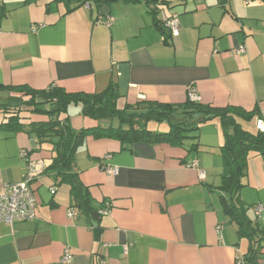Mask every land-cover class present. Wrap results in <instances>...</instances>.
Masks as SVG:
<instances>
[{
    "label": "crops",
    "instance_id": "obj_1",
    "mask_svg": "<svg viewBox=\"0 0 264 264\" xmlns=\"http://www.w3.org/2000/svg\"><path fill=\"white\" fill-rule=\"evenodd\" d=\"M92 6L0 0V85L95 94L113 84L120 108L145 101L183 104L195 89L203 105L247 112L258 107L264 116V0ZM155 9L179 17L178 37L156 25ZM108 16L114 17L110 27ZM241 45L246 52L236 56ZM2 93L4 101L17 95ZM74 110V129L96 126ZM198 144L192 152L168 144L122 150L118 141L88 138L77 151L76 170L96 207L110 205L108 215L94 220L83 214L71 186L44 172L31 185L35 219L13 227L0 222V264H235L250 242L220 206L225 137L218 121L201 125ZM51 159L49 144L26 131L0 129V195L24 179L31 162L48 168ZM193 163L197 168L188 167ZM107 167L118 174H108ZM243 182L240 199L264 236L263 156L250 155ZM66 250L70 263L62 261Z\"/></svg>",
    "mask_w": 264,
    "mask_h": 264
},
{
    "label": "trees",
    "instance_id": "obj_2",
    "mask_svg": "<svg viewBox=\"0 0 264 264\" xmlns=\"http://www.w3.org/2000/svg\"><path fill=\"white\" fill-rule=\"evenodd\" d=\"M57 1L64 2L71 9L72 5L80 7L87 3L101 7L121 1L139 3L142 0ZM160 12L155 9L151 14L163 31L165 27L159 18ZM0 92L17 94L0 102V111L4 113L0 129L8 133L26 131L40 144H49L52 159L45 172L60 184L70 185L76 208L94 220L100 218L101 209L96 207L89 188L82 184L76 170L77 151L88 138L118 141L122 150L136 144H168L192 152L198 149L201 125L218 121L225 137L221 148L224 170L222 184L218 188L220 206L230 221L237 225L240 237L250 242L249 252L245 255L247 263L264 264L261 245L264 236L248 215L250 207L240 199L250 155L257 153L264 157V133L258 129L252 133L243 127V123L251 124L262 117L258 107L247 112L238 107L215 108L187 100L183 104L145 101L120 108V96L113 84L95 94L68 93L56 86L36 90L28 86L0 85ZM72 107L79 108L80 115L96 123V126L74 129L69 114ZM32 116H43L47 120L33 122ZM150 123L167 124L168 131H152Z\"/></svg>",
    "mask_w": 264,
    "mask_h": 264
},
{
    "label": "built area",
    "instance_id": "obj_3",
    "mask_svg": "<svg viewBox=\"0 0 264 264\" xmlns=\"http://www.w3.org/2000/svg\"><path fill=\"white\" fill-rule=\"evenodd\" d=\"M245 4H250L251 0H244ZM87 10L92 9V5L87 3L85 5ZM160 19L164 27L170 32L172 37H178L180 34V21L177 15H167L164 10L160 12ZM114 23V17L108 16L105 24L110 27ZM246 52L244 45H241L234 49V54L240 56ZM188 100L194 103H200L201 98L197 94L195 89H190L188 94ZM256 127L259 131L264 133V116L257 119ZM22 157H27L26 152H22ZM109 158V157H108ZM189 168H197V164L193 163L188 165ZM46 166L40 162H31L27 167L24 179L16 184H8L5 186L4 193L0 195V222L6 223L13 227L16 223L30 221L36 217L37 199L34 191L31 187L34 180L42 173L46 171ZM106 172L108 174L117 175L118 169L107 167ZM200 177H204V172H200ZM110 205L107 208L99 211V215H108ZM263 211L262 206L256 208V215L260 216ZM71 217L74 216V212H70ZM127 251V249H126ZM72 260L71 253L66 250L63 256L64 263H70ZM235 264H248L245 260V256L239 254L236 257Z\"/></svg>",
    "mask_w": 264,
    "mask_h": 264
},
{
    "label": "rangeland",
    "instance_id": "obj_4",
    "mask_svg": "<svg viewBox=\"0 0 264 264\" xmlns=\"http://www.w3.org/2000/svg\"><path fill=\"white\" fill-rule=\"evenodd\" d=\"M2 94L3 93L0 92V102H4V99H3V95ZM74 109H77V108H73L72 107L69 110V114L71 116L77 111V110H74ZM3 115H4L3 111H0V122H1V120L3 118ZM162 126H164L163 128H161L162 132H167L168 131V125L167 124H162ZM155 127H160V124H157V123H150L149 124V129L150 130L153 129V128H155ZM243 127L245 129H247V130H250V132H252V133H256L257 132V130H256L257 127L254 124L243 123Z\"/></svg>",
    "mask_w": 264,
    "mask_h": 264
}]
</instances>
